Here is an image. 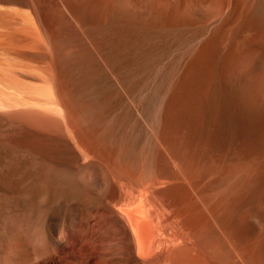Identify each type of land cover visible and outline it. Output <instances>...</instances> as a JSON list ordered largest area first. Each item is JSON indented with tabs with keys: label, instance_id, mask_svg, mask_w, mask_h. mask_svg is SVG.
Here are the masks:
<instances>
[{
	"label": "bare ground",
	"instance_id": "6f19581e",
	"mask_svg": "<svg viewBox=\"0 0 264 264\" xmlns=\"http://www.w3.org/2000/svg\"><path fill=\"white\" fill-rule=\"evenodd\" d=\"M0 264H264V0H0Z\"/></svg>",
	"mask_w": 264,
	"mask_h": 264
}]
</instances>
